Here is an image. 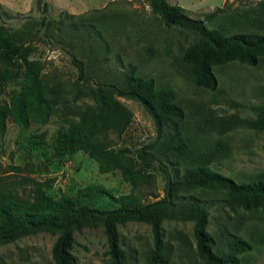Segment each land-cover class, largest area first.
Wrapping results in <instances>:
<instances>
[{
	"label": "rangeland",
	"instance_id": "1",
	"mask_svg": "<svg viewBox=\"0 0 264 264\" xmlns=\"http://www.w3.org/2000/svg\"><path fill=\"white\" fill-rule=\"evenodd\" d=\"M184 8L192 18H202L215 6L227 11L207 27L220 33L264 32V8L260 0H167ZM42 3L46 4L43 9ZM262 8V9H261ZM261 10V11H258ZM259 15L258 23L251 21ZM48 20L46 27L41 17ZM256 22V21H255ZM0 25L39 37L28 41V58L36 62L38 86L50 101L45 122L27 114L28 125L20 127L8 113L11 96L23 86L20 70L8 67L0 73V107L5 112L0 130V182L21 195L30 193L26 178L50 180L47 194L74 196L88 186H98L113 196L125 194L132 185L123 180L119 169L102 171L85 152L56 155V135L75 122L80 114L95 112L91 90L93 81L117 82L128 65L136 76L152 78L155 89H169L173 101L183 111L179 157L154 151L163 161L171 160L177 172L200 165L236 182L256 180L264 173V128L251 122L252 108L264 102V54L254 65L230 60L211 66L215 88L194 86L182 61L184 50L196 41L191 32L165 27L151 12L147 0H0ZM241 27V28H240ZM240 28V29H239ZM81 60L89 78H77L70 60ZM129 113V121L119 136L108 131L100 139L130 156L134 150L153 141L155 132L150 116L132 100L117 98ZM176 145L178 142L170 140ZM11 166H18L19 170ZM136 166L154 177L156 195H162L163 175L151 164L136 160ZM146 193V186L141 187ZM85 198L91 207L116 205L106 193ZM194 196L208 206L206 230L213 238L212 251L230 254V240L240 237L250 249L237 254L241 264H264V214L228 204L226 196L214 191H195ZM154 200L144 195L141 202ZM190 220H164L160 224L161 252L166 264H202L195 255ZM119 248L125 264H149L153 248L149 225L140 221L117 224ZM54 235L38 232L0 245V264H53L50 248ZM71 252L77 264H109L102 227H81L72 233Z\"/></svg>",
	"mask_w": 264,
	"mask_h": 264
},
{
	"label": "trees",
	"instance_id": "2",
	"mask_svg": "<svg viewBox=\"0 0 264 264\" xmlns=\"http://www.w3.org/2000/svg\"><path fill=\"white\" fill-rule=\"evenodd\" d=\"M147 1L151 12L158 16L165 27L179 28L196 36V41L181 56L194 86L208 90L215 88L212 65L230 60L254 65L258 55L264 54V32L239 30L224 34L204 24V20H212L225 13L226 4L215 6L205 12L202 18H192L185 13L184 8L175 3L167 0ZM261 4L264 8V0H260L257 7ZM41 5L43 9L46 8L45 3ZM258 20V14L251 18L254 23H258ZM40 24L46 27L48 20L42 16ZM39 31L40 28H36L34 34L29 35L0 25V73L8 67H16L20 70L18 74L23 84L11 96L7 111L22 128L28 125L29 112L43 123L50 109V101L42 95L38 86L36 62L28 58V41L38 38ZM70 62L77 70V78L87 81L89 78L84 63L76 58H72ZM134 70L133 65H128L120 73L117 82H91L94 86L91 94L95 112L81 113L77 121L71 122L56 135L53 146L56 155H70L82 150L98 164L100 170L119 169L121 178L132 185L131 191L113 196L98 186H88L72 197L59 195L54 198L46 192L50 180L26 178L31 184L28 195L4 188L0 182V245L25 235L44 232L55 236L50 248L53 264H77L71 252L73 231L100 225L107 243L109 264H125L124 252L119 248L116 225L140 221L149 225L152 235L153 248L149 253V264H166V257L161 252V222L190 220L195 255L202 264H241L237 254L249 250L250 244L236 237L228 243L230 254H216L212 251L213 238L206 230L208 205L196 198L193 192H220L226 196L230 206L264 214V173L256 180L236 182L200 165L185 167L179 173L171 160L163 161L158 158L154 152L158 146L163 154L167 153L175 158L183 152L184 146L179 144V139L184 114L174 103L171 90L155 89L152 78L138 77ZM119 97L138 102L153 122V141L136 148L134 156L105 144L104 139L100 140L108 131L119 136L129 121V113L118 101ZM252 108L256 112V118L251 124L257 129H263L264 102ZM4 118L5 112L0 107V130L4 128ZM170 140L178 143L173 145ZM136 160L151 164L163 175L161 196L152 191L153 175L139 170ZM11 168L19 170L18 166ZM139 183L141 187L146 186V193L142 192ZM104 192L116 205L97 208L84 201L85 198ZM144 195L153 196L154 200L141 202Z\"/></svg>",
	"mask_w": 264,
	"mask_h": 264
}]
</instances>
